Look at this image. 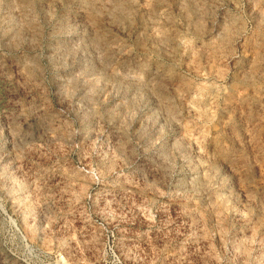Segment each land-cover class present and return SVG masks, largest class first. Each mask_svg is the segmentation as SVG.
<instances>
[{
  "label": "rangeland",
  "instance_id": "374dc122",
  "mask_svg": "<svg viewBox=\"0 0 264 264\" xmlns=\"http://www.w3.org/2000/svg\"><path fill=\"white\" fill-rule=\"evenodd\" d=\"M0 264H264V0H0Z\"/></svg>",
  "mask_w": 264,
  "mask_h": 264
}]
</instances>
